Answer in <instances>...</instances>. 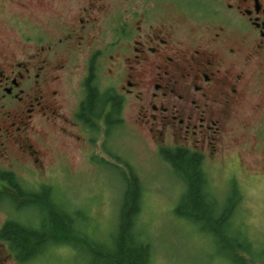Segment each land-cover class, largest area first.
<instances>
[{"label":"flooded vegetation","instance_id":"af4514ba","mask_svg":"<svg viewBox=\"0 0 264 264\" xmlns=\"http://www.w3.org/2000/svg\"><path fill=\"white\" fill-rule=\"evenodd\" d=\"M8 1L26 20L0 30V228L62 155L56 146L91 143L89 91L108 95L100 122L116 100L120 126L127 108L157 151L202 165L233 120L256 146L264 140V0ZM0 264L26 263L0 241Z\"/></svg>","mask_w":264,"mask_h":264},{"label":"rangeland","instance_id":"374dc122","mask_svg":"<svg viewBox=\"0 0 264 264\" xmlns=\"http://www.w3.org/2000/svg\"><path fill=\"white\" fill-rule=\"evenodd\" d=\"M12 16L20 23L26 20L8 0H0V30L5 31ZM98 70V85L103 88L104 71L100 67ZM131 113L125 108L124 123L111 129L108 136L100 126L95 133L88 134L89 144L56 146L62 155L55 158L53 165L46 166L44 174L33 176L28 188L34 192L43 186L49 188L59 204L53 209H66L76 217H85L86 241L102 244L114 234L130 169L141 184L138 222L151 246V264H238L239 256L248 259L252 256L255 260L252 264H264V140L256 146L240 122L233 120L222 152L204 161L203 170L217 198L225 206H230L229 197L237 198L231 225L242 230L247 242L241 249L230 250L225 242L176 215L179 207L184 209L181 201L184 188L178 175L161 159L150 135L133 123ZM68 130L83 136L75 128ZM53 199L49 203L56 208ZM14 209L15 219L26 224L38 222L46 212L22 202ZM4 219L5 211L0 210V224ZM239 238L236 236L229 243L235 244ZM44 250L47 252L41 259L26 264L94 263L88 248L75 240L48 245Z\"/></svg>","mask_w":264,"mask_h":264},{"label":"trees","instance_id":"16d2710c","mask_svg":"<svg viewBox=\"0 0 264 264\" xmlns=\"http://www.w3.org/2000/svg\"><path fill=\"white\" fill-rule=\"evenodd\" d=\"M107 96L101 95L99 100H95L94 92L89 91L82 107V110L87 109L92 114L91 121L83 122V124L89 127L92 133L101 126L105 136L109 135L111 129L120 127V121L117 120L116 100H113L114 115L107 114L104 122L98 120V116L104 109L105 100L108 99ZM159 155L170 166L172 172L178 175L184 188L181 197L184 209L181 210L182 207H179L176 215L196 224L201 231L210 234L220 242H225L230 250L231 248L232 250L233 248L241 249L247 239L239 227L231 225L237 202L236 196L229 197L227 205L230 206H225L217 198L198 155L181 149H162ZM129 171L130 179L124 182L122 204L111 242L108 240L105 243L96 244L86 241L83 232L85 217H76L66 209L55 211L54 209L59 206L56 196L46 188L34 192L29 196V200L24 202L31 204L33 208L46 210L39 217V221L26 224L13 218L7 220L0 228V241L8 244L14 259L20 263L41 259L47 252L44 249L48 245L69 244L71 240H75L81 246L88 248L87 252L91 254L96 264H151V246L143 236L142 226L138 222L142 198L141 184L133 172L130 169ZM51 198L57 202H55L56 208L49 203ZM236 236H240L239 241L230 244L229 242ZM238 260L240 262L238 264H252L255 261L252 256H249V259L239 256Z\"/></svg>","mask_w":264,"mask_h":264}]
</instances>
